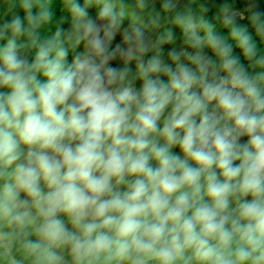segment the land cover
I'll return each mask as SVG.
<instances>
[{"label":"clouds","instance_id":"clouds-1","mask_svg":"<svg viewBox=\"0 0 264 264\" xmlns=\"http://www.w3.org/2000/svg\"><path fill=\"white\" fill-rule=\"evenodd\" d=\"M0 264H264V0H0Z\"/></svg>","mask_w":264,"mask_h":264}]
</instances>
